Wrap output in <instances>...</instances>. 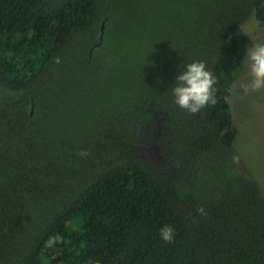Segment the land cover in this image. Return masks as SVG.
Masks as SVG:
<instances>
[{"label":"trees","instance_id":"trees-1","mask_svg":"<svg viewBox=\"0 0 264 264\" xmlns=\"http://www.w3.org/2000/svg\"><path fill=\"white\" fill-rule=\"evenodd\" d=\"M250 14L264 0H0V264H264L226 99ZM194 60L218 79L196 114L172 92ZM155 113L168 171L133 148Z\"/></svg>","mask_w":264,"mask_h":264},{"label":"rangeland","instance_id":"rangeland-1","mask_svg":"<svg viewBox=\"0 0 264 264\" xmlns=\"http://www.w3.org/2000/svg\"><path fill=\"white\" fill-rule=\"evenodd\" d=\"M236 32L245 37L246 52L242 67L232 81L226 98L232 123L237 130L232 149L238 168L252 178L264 194V90L244 95L240 89L241 82L247 77L248 48L252 42L264 43V26L259 25L250 14ZM163 119L161 114H153L149 123L140 128L133 148L138 155L146 156L150 162L168 171L171 166L166 161V150L158 141Z\"/></svg>","mask_w":264,"mask_h":264},{"label":"clouds","instance_id":"clouds-1","mask_svg":"<svg viewBox=\"0 0 264 264\" xmlns=\"http://www.w3.org/2000/svg\"><path fill=\"white\" fill-rule=\"evenodd\" d=\"M59 59L57 58V61ZM247 77L241 82L240 89L244 95L264 90V43L252 42L246 58ZM217 77L207 68L202 60H194L179 71L172 85L174 104L182 110L196 114L202 108L214 106L217 103ZM81 154H85L83 151ZM196 212L206 215L203 206H198ZM161 239L166 243L175 241V229L164 225L159 229ZM61 242L60 237L50 236L44 243L45 249L55 248Z\"/></svg>","mask_w":264,"mask_h":264},{"label":"water","instance_id":"water-1","mask_svg":"<svg viewBox=\"0 0 264 264\" xmlns=\"http://www.w3.org/2000/svg\"><path fill=\"white\" fill-rule=\"evenodd\" d=\"M103 25H104V19L101 21L100 23V27H99V35H98V41L96 43H93L92 46H97L101 40V36H102V32H103ZM91 49H89V54H90ZM33 110L32 105L30 106V110H29V115H31Z\"/></svg>","mask_w":264,"mask_h":264}]
</instances>
